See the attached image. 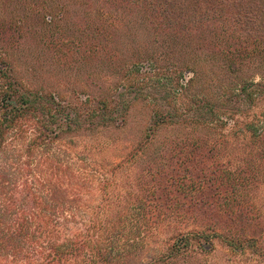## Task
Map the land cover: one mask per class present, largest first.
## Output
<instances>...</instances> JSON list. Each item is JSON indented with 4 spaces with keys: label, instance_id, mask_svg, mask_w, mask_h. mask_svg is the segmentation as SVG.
Segmentation results:
<instances>
[{
    "label": "rangeland",
    "instance_id": "obj_1",
    "mask_svg": "<svg viewBox=\"0 0 264 264\" xmlns=\"http://www.w3.org/2000/svg\"><path fill=\"white\" fill-rule=\"evenodd\" d=\"M94 2V5L87 7L81 6L80 0H0V97L6 92L4 86L13 83L14 89H18L16 96L25 92L55 96L59 103L54 109L46 107L48 113H58L59 108L65 107L70 117L76 114L80 116L88 107L95 111L94 107L98 101L105 100L111 108L114 104L111 100H115L119 92L124 94L122 98L129 104L124 115L118 117V121L122 118L124 122H118L120 128L114 127L117 123L115 114H120L116 111L115 114L111 113L113 121L107 129L99 127L96 131H88L80 125L76 132L64 130L53 140L50 136L44 137L37 129L39 122L26 114L18 117L4 133V142L0 149V214H5L8 210L19 211V198L26 200L24 206H29L31 197H23L26 192L25 185L27 188L49 185L58 187L57 176L67 168L71 173H67V182L69 181L71 186L61 181L59 190H65L68 199L74 196L79 202L80 211L76 210L75 215L83 221L82 235L71 231L68 236L77 242H87V228L106 210L119 216L124 210V202H135L138 191V200L145 196V189L141 191L138 185L136 186L134 176L138 169L132 166L135 163L127 161L128 154L138 147L148 133L152 113L159 110L165 112L170 98L178 108L186 111L188 115L183 112L186 118L203 107L209 109L213 115L217 113V116L222 115L227 119L225 125L217 131L214 125L208 126L205 123L214 120L213 115L204 120V128L202 126L190 129L202 143L207 144L206 149L217 143L213 147L216 157L209 160L213 162L212 167L222 165L231 170L242 167V153L250 151L248 132L255 131L263 137L254 151L255 155L259 154L263 158V161L260 158L259 163L264 170V66L257 59L260 57H253L234 74L229 73L223 77L215 67L213 71L218 79L213 81L212 76L208 75L212 71L209 68L210 59H206L208 52L198 53L196 49H168L164 44L167 43L166 35L155 34L158 31L151 27L152 18L141 17L144 15L136 6H130L131 10L123 11V5L122 8L116 9L112 4V7L108 8L105 0ZM46 4L47 7L42 11ZM61 4L62 8L59 6ZM62 9H67L68 14L59 13ZM44 14L46 18L43 17ZM55 16L56 19H62L58 22V29L50 34L44 25L39 29L42 20L47 25L53 23ZM62 21H66V25ZM164 21L160 22L154 18V22L159 26H162ZM103 24L107 26L101 30ZM243 26L238 29V34L250 39L244 32L249 26ZM209 27L213 26L204 27L202 31H208ZM193 32L195 30L191 34ZM110 33L115 37L108 41ZM195 35L193 41L198 42L199 33ZM234 35L236 34L230 33V36ZM154 39L162 42L161 45L154 42ZM183 43L188 44L190 48L191 41ZM101 48H105L106 53H101ZM107 58L115 64L107 66L104 63ZM135 60L139 63L132 65L131 69L129 64ZM122 63H125V66H122ZM242 80H245V84L258 86H249L244 95L240 93L241 98L236 102L230 97L238 94L236 90ZM137 89L144 91L139 93V97L134 101L132 96ZM142 94L147 96L144 100ZM245 94L251 97V106L245 102ZM34 114L42 116L40 112L33 113L32 116ZM58 119H62L60 115ZM2 120L1 115L0 122ZM94 121L97 122V118ZM182 134L184 137L185 134ZM177 135L176 128H159L153 135V141L141 150L143 164L146 160L145 151L150 152L160 146L164 139L175 138ZM46 148L49 150H45ZM135 160L140 165L138 156ZM112 172L114 173L111 175ZM261 181L252 202L262 211L263 221L264 173ZM106 198L116 199V204L110 203V207H102ZM73 214L70 213L71 216ZM208 219L212 220L213 224H221L218 218ZM190 224L191 222L185 225L190 229L196 228ZM185 225L179 226L178 230L188 231ZM224 225H221L222 229ZM95 226L102 228L103 224L97 222ZM171 230L162 226L154 238L150 240L147 237L143 245L139 244V252L129 256V264H160L154 261L158 253L166 250L164 243ZM36 238L34 233L27 237V245L30 246L27 252L31 260L19 258L18 252L16 259L10 263L40 264L41 261H46L47 256L51 258L53 246H57L60 241H54L53 237L41 241L39 239L42 246L40 248ZM195 247L193 244L187 254L170 264H248L249 257L234 255L221 240H214L212 248L205 246L207 250L203 253L194 249ZM62 264L84 263L81 259H71Z\"/></svg>",
    "mask_w": 264,
    "mask_h": 264
},
{
    "label": "trees",
    "instance_id": "obj_2",
    "mask_svg": "<svg viewBox=\"0 0 264 264\" xmlns=\"http://www.w3.org/2000/svg\"><path fill=\"white\" fill-rule=\"evenodd\" d=\"M80 1L81 6L91 7L95 4V0ZM105 4L108 8L113 5L116 9L122 8L123 5V11L131 10L130 6H136L144 15L141 17L152 18L153 26L151 27L158 31L155 34L166 35L167 43L164 44L168 49L208 52L206 59L208 61L210 59L209 68L212 69L208 75L212 76L213 81L218 79L216 72L213 71L215 67L223 77L229 73L234 74L240 66L250 62L249 60L253 57H260L261 60L257 59L264 66V0H190V2L189 0H105ZM59 6L62 8L63 4ZM46 7L47 4L42 11ZM66 10L62 9L59 13L68 14ZM43 17L47 16L44 14ZM154 18L159 19L160 22L165 20L162 25L164 28L156 24ZM53 19V23H48V26L42 20L39 29L46 26L48 34L58 29V22L62 19H56V16ZM62 23L66 25V21ZM241 25L249 26L248 29H244V32L250 39L244 38L243 34H238ZM104 26L107 25L103 24L100 29L103 30ZM208 26L213 27H209L208 31H202ZM193 30L195 32L191 34ZM196 33H199L198 42L193 41ZM230 33L236 35L230 36ZM110 34L108 41L111 37H115L113 33ZM156 40L154 39V42L161 45L162 42ZM188 40L191 41L190 48L188 44L183 43ZM112 42L114 44L113 40ZM178 47L182 49L179 50ZM100 51L104 54L107 50L101 48ZM104 63L109 67L115 64L108 58L104 59ZM137 63H139L137 60L131 62L130 68L132 69L131 66ZM123 65L125 66V63H122ZM243 81L245 80L241 81L236 90L238 94L230 97L236 102L241 98L240 93L244 95L249 86L255 85L245 84ZM4 89L6 92L0 97V111H2L0 116L2 115L3 119L0 122V149L4 142V133L11 128L18 117L26 114L39 122L37 129L44 137L50 136L54 140L64 130L76 132L80 129V125L88 131H94L99 127L107 129L113 121L111 113L115 114L116 111L120 114H115L117 123L114 127L120 128L118 124L123 121L122 118L118 121V117L124 115L129 107L122 98L124 94L119 92L115 96L116 99L111 100L114 103L110 106L111 108L103 100L98 101L94 107L95 111L88 107L81 112L80 116L76 114L70 117L65 107L59 108L58 113L54 111L53 114H49L47 108L54 109L59 103L55 96L41 95L38 92H25L16 96L18 89H14L13 83L5 85ZM143 91L144 89L134 91L132 99L137 100L139 93ZM142 95L144 100L147 96ZM243 98L251 106V97L245 94ZM174 102H171L170 98L165 112L159 110L152 113V121L147 128L148 133L142 138L138 147L128 154L127 161L135 163L132 166L138 169L134 176L137 181L136 186L138 185L141 191L145 189L143 190L145 196H141L143 198L138 200L137 189L135 202H124L125 211H122L124 216L122 212L118 216L106 210L104 214L94 219V224L87 228L89 233L86 236L87 242L69 239L71 231L82 235L81 229L84 226H81L83 225L81 218L75 215L80 211L78 200L74 199V196L68 199L67 192L59 190L62 186L61 181L67 182L69 179L67 173L71 175L66 168L60 176H57L58 187L49 185L27 188L25 185L26 192L23 197H31L29 206H24L26 200L19 198V211L8 210L5 214H0V264H11L10 262L16 259L18 252H20L19 258L22 257L25 261L31 260L27 252V249H30L27 245L29 244L27 237L32 233L36 234L37 241L52 237L54 241H60L52 248L53 256L51 258L47 256L46 261H41L40 264H53V262L62 264L71 259L73 261L81 259L84 264H129V256L139 252V244L143 245L148 238L150 240L154 238L157 230L162 226L172 230L164 243L166 250L158 253L154 263L176 262L191 250L193 244L194 247L196 246L194 249L203 253L207 250L205 246L212 248L214 240L225 242L228 249L238 257H249L248 264L264 263V220L262 221V211H259L252 202L262 183L261 177L264 173L263 166L259 163L262 157L259 154L255 155L254 151L263 137L255 131L248 132L250 151L242 153L247 160L242 158V167L237 170L226 169L222 165L212 167L213 162L209 160L216 157L213 147L217 143L210 149H206L207 144L202 143L190 129H197L207 123L208 126L214 125L217 131L225 125L227 119L222 115L217 116V113L213 115L209 109L203 107L186 118L183 115V112L187 114L186 111L178 108ZM36 112H40L42 116H36V114L32 116ZM58 115L62 119H58ZM211 115L215 116L214 120L204 123V120ZM96 118L97 122L94 121ZM68 119L71 121L69 122ZM161 127L176 128L178 135L175 138L164 139L160 146L152 151L148 150L150 152L145 151L146 160L143 164L144 157L141 156V150L153 141L154 133ZM137 156L140 165L135 160ZM261 160L263 161V158ZM55 173L58 172L55 171ZM67 183L70 187V182ZM1 187L2 183H0ZM110 203L116 204V199L106 198L102 207H110ZM71 212L74 213L73 216L70 215ZM208 217L220 219L221 224H213ZM97 222H102V228L95 226ZM190 222L196 227L195 229L185 225ZM182 225L189 230H178V227ZM221 225H224L223 229ZM61 238L64 240H60ZM90 238L96 240L89 241ZM40 241L37 244H40ZM39 247H42L41 244Z\"/></svg>",
    "mask_w": 264,
    "mask_h": 264
}]
</instances>
